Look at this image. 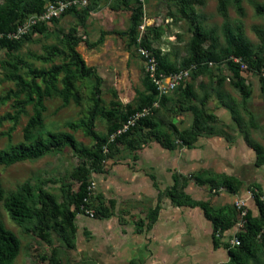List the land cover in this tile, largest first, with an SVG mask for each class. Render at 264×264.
Returning a JSON list of instances; mask_svg holds the SVG:
<instances>
[{
  "label": "rangeland",
  "instance_id": "obj_1",
  "mask_svg": "<svg viewBox=\"0 0 264 264\" xmlns=\"http://www.w3.org/2000/svg\"><path fill=\"white\" fill-rule=\"evenodd\" d=\"M189 1L144 0L141 10H144L143 17L147 20L146 30L138 27L137 34L130 37L115 33L126 32L130 27L131 9L137 6L133 0L127 5L123 0H61L57 2H76L74 7L84 13L83 20L79 21L73 13H62L36 24L42 25L45 31L33 33L28 39L23 38L18 49L8 51L0 48V96H4L18 89L16 81L11 78L13 75L29 81V68L49 70L55 66L70 65L71 59L63 39L70 29H74L75 36L81 39L76 51L86 66L95 68L102 79L101 105L107 110H115L117 115L125 113L127 107L137 108L139 94L145 92L144 77L148 74L149 60L154 55L141 47L143 40L150 43L162 60L183 74L172 91L158 94L154 105L158 110L155 123L159 132L171 139V150L164 149L145 130L129 134L127 141L133 147L118 144V154L104 162L101 173H97L69 147L47 153L37 160L0 165V189L5 197L17 193L24 183H29L33 192L29 198L31 206L38 205L36 197L43 189L52 194L58 203L66 204L72 210L74 206L70 204V199L77 193L78 183L71 175L82 164L90 170L87 206L76 212V234L73 237L68 234L72 248L59 237L58 220L52 222L50 243H47L14 222L3 202H0V223L20 242L14 264H49L53 249L56 250L58 264L225 262L226 251L212 247L210 224L204 216L197 215L196 218L197 210L177 208L165 196L161 203L163 212L160 222L151 231L144 232L146 216L156 203L158 189L164 195L172 184L173 174L187 178L189 185L186 193L193 199L209 201L213 209L227 208L231 213L235 208L236 211L249 210L253 216L258 215L253 201L256 190L252 183L258 184L264 194V165L255 167L256 153L249 145H256L260 154H264V72L257 73L247 66L241 69L244 84L250 93L246 98L235 87L236 79L226 61L203 65L206 71L202 74L195 65L186 67L183 61L190 55V45L196 39L198 27L205 36L199 41L205 51L217 57L226 45L222 35L224 17L218 11L217 0ZM7 3L8 0H0V7ZM261 3L264 0H241L242 14H238L232 6L227 12L232 31L242 34L253 56L264 55L259 40V35L264 34V15L256 12V6ZM33 16L27 15L22 23H29ZM102 31L112 34L105 36L101 46L87 47L98 39ZM6 64H15L17 68L11 72ZM73 74L78 76L76 72ZM63 75L60 74L56 89H51L44 99L42 125L34 130L33 137L45 139L49 133H69L78 146L93 149L95 141L86 135L82 127L72 126L84 125L88 121V93L95 85V77L91 75L85 81L76 79L82 97L81 103L76 105L73 102L64 103L59 95ZM186 86L191 88L189 98L184 95ZM164 96L166 103L160 106L159 101ZM219 98L231 102L236 108L240 125L233 121ZM7 113H14L11 101L0 104V116ZM31 115L32 105H28L16 122L5 121L0 126V151H7L20 143L28 144L23 139V129ZM206 115H214L215 119L208 120ZM130 120L134 123L133 117ZM170 123L180 131L189 132L198 128L200 135L191 149H187L172 133L168 127ZM107 127L104 119L99 116L94 118L93 130L99 136H106ZM210 173L235 175L244 184L236 195L225 191L209 192L206 184L199 185L193 178L197 175L206 178ZM148 174L154 176L158 189L153 186ZM101 207L110 210L109 218L101 215ZM236 211L234 219H237ZM138 228H142L143 232L137 233ZM168 230L178 235L172 239L166 235ZM235 232L233 227L221 242H233ZM249 264H264V251L258 252Z\"/></svg>",
  "mask_w": 264,
  "mask_h": 264
},
{
  "label": "trees",
  "instance_id": "obj_2",
  "mask_svg": "<svg viewBox=\"0 0 264 264\" xmlns=\"http://www.w3.org/2000/svg\"><path fill=\"white\" fill-rule=\"evenodd\" d=\"M47 1L55 2L61 0H8L5 6L0 7V34L14 32L19 24H21L27 15H39L43 12V8ZM130 0H123L127 5ZM137 6L131 9L130 27L126 32H118V35H129L130 37L137 34V28L141 25L143 12L141 3L138 0H133ZM187 3V0H180ZM191 1V0H190ZM189 1V2H190ZM188 2V3H189ZM193 3V2H192ZM190 4V3H189ZM218 11L224 17L222 25V35L225 42V49L220 56H214L212 52L205 51L199 41L204 40L205 36L198 27L196 29V39L191 42L190 55L184 60L186 67L195 65L198 72L202 74L206 71L205 66L209 62L221 63L226 61L229 71L236 79L235 87L248 98L250 93L244 84L243 76L241 75V65L247 66L252 71L257 73L264 72V55L258 56L253 52L249 44L243 39L241 33H234L227 21L228 7L232 6L238 14L243 13L241 0H217ZM188 5V4H187ZM256 12L264 15V3L256 6ZM73 13L79 21L84 18V13L78 12L75 7L68 8L62 15ZM45 28L42 25L33 26L29 32L23 35L18 40H9L5 36L0 38V48L8 51L16 50L20 47V42L23 38L28 39L33 33H43ZM111 32L102 31L98 39L87 44V47L93 49L101 46L104 43L106 35ZM76 31L70 29L64 37L63 42L66 44L70 65L64 64L55 66L52 69H36L29 68L28 74L31 80L26 81L20 76H12L16 81L18 89L10 91L4 96H0V104L11 101L14 113H7L0 116V126L5 121L16 122L19 115L23 113L28 105H32V115L27 121L23 129V139L28 144L20 143L15 147L0 151V165L10 166L17 162L32 161L43 157L45 154L59 151L65 147L71 148L84 162H88L97 173L103 170L104 162L112 160L118 154V144L124 143L132 146L127 141L131 132H149L154 140L163 145L164 149L171 150L173 143L169 136L160 133L157 124L155 123V114L157 109L154 105L157 103L158 91L151 82L148 74L144 77L145 92L139 94V104L137 108H129L125 113L117 115L115 110H107L101 105L102 79L95 68L87 67L82 57L76 51V48L81 43V39L75 36ZM259 40L264 48V34L259 35ZM146 51H151L154 55L156 63V74L171 75L179 72V69L170 65L160 58L158 53H155L150 46V43L145 39L141 43ZM238 59V62H234ZM14 72L17 66L14 64H6ZM73 67V69L71 68ZM77 73V77L73 74ZM61 73H64L61 79V90L59 95L64 103L73 102L76 105L81 103V93L76 86V79L85 81L86 78L93 75L95 77V85L89 90V110L88 121L86 124H75L72 127H82L86 135L95 141L93 149L78 146L76 140L69 133H49L45 139L33 137V132L37 127L42 125V112L44 110V99L49 94L51 89H56V83ZM264 79V78H263ZM264 93V88H263ZM23 95V96H22ZM185 98L191 96L190 86L184 89ZM23 97V98H21ZM167 98L164 96L160 99V106H164ZM221 105L227 109L232 115L233 121L240 125V118L236 108L232 103L219 98ZM245 101V100H244ZM143 110L147 112L139 116L133 125H129L125 130L124 127L129 120L137 114H143ZM96 116L101 117L108 123L106 136H99L93 130V120ZM206 119L214 120V115H206ZM196 124V123H195ZM177 139L187 148L191 149L200 133L198 128L187 131H180L178 128L169 124L168 126ZM120 132V133H118ZM110 137H113L110 139ZM256 153L254 165L260 168L264 165V154H260V149L256 145H249ZM133 147V146H132ZM90 170L86 165L82 164L72 173L71 177L78 183L77 193L71 197L70 204L74 209H70L66 204L58 203L55 197L41 189L36 197L38 205L31 206L29 198L33 196L32 188L29 183H24L19 191L9 197L4 196V192L0 189V202H3L4 207L8 211L11 219L18 225L22 226L26 232H34L41 240L50 243V231L53 221L59 222L58 234L59 237L72 248V243L69 241L68 234L73 237L77 232L75 225L76 212L83 210L87 206L86 201L89 198L90 182L88 176ZM148 178L153 181V186L157 188L154 181V176L148 174ZM195 183L199 185L206 184L209 192L217 193L225 191L230 195H236L242 188L244 181L235 175L215 174L210 173L206 178L194 176ZM188 179L180 174L172 175V184L165 191L164 195L159 191L156 198V203L146 216V225L144 232L152 230L157 222L159 212L161 210L162 198H168L171 204L177 208H198L204 218L211 224V243L214 250L222 248L226 251L227 261L219 264H249L254 259L258 252L264 251V194L258 184L252 183L256 192H253V201L257 207L258 215L253 216L252 212L245 211L242 217L243 225L235 232L238 244L221 242L225 234L230 231L237 220L239 213L235 208L231 213L228 209H213L209 201L196 200L186 193L188 187ZM236 211L237 219H234ZM101 215L105 218L111 216L109 209L101 207ZM137 233L143 232L142 228H138ZM20 249V242L13 232L5 228L0 223V264H14ZM49 264H58L56 259V250L53 249ZM128 264H134L129 262Z\"/></svg>",
  "mask_w": 264,
  "mask_h": 264
},
{
  "label": "built area",
  "instance_id": "obj_3",
  "mask_svg": "<svg viewBox=\"0 0 264 264\" xmlns=\"http://www.w3.org/2000/svg\"><path fill=\"white\" fill-rule=\"evenodd\" d=\"M138 1L141 4H144V0H138ZM75 3L76 2H72L69 4L63 3V2H57V1L49 2L48 4L45 5V7H44L45 10L41 14L33 16L32 21H30L29 23L19 24L14 32L7 33L5 35L0 34V38L5 36L9 40H18L23 35H25L27 32H29L31 30V28L33 26H35L36 24H38L42 21H45V20H49L53 17H58L59 15L64 13L68 8L76 6ZM142 12L144 13L143 9H142ZM146 21L147 20L143 17V23L139 26L140 30H142V31L146 30ZM238 61H239L238 59H234V62H238ZM149 62H150V66L147 70V73H148V76H149L151 82L156 87L158 94H167L168 92L172 91L175 88V86L177 85L178 80L181 79V76L183 74L178 72V73L171 74L168 76L162 75V74L157 75L156 74L155 59L151 58L149 60ZM245 67L246 66L241 65L242 69H245ZM146 112H147L146 110H143V114H137L136 116H134L133 117L134 122L139 116L144 115ZM129 125H133L131 120H129L128 124L124 127V130ZM118 133H120V132H118ZM89 189H90V186H89ZM238 208H239V206H238ZM244 214H245V212L240 213L239 220L237 221V223L234 226V229L236 230V232L243 225L242 217L244 216ZM231 244H235V245L238 244L236 237L233 240V242H231Z\"/></svg>",
  "mask_w": 264,
  "mask_h": 264
},
{
  "label": "crops",
  "instance_id": "obj_4",
  "mask_svg": "<svg viewBox=\"0 0 264 264\" xmlns=\"http://www.w3.org/2000/svg\"><path fill=\"white\" fill-rule=\"evenodd\" d=\"M163 206H161V210H160V212H159V216H158V219H157V222L155 223V225L154 226H156L159 222H160V219H161V215H162V212H163V208H162ZM191 210V209H190ZM192 210H197V212L196 213H198V214H196V218H198V216H203V214H202V212L198 209V208H192ZM199 211V212H198ZM198 215V216H197ZM207 221V220H206ZM210 224V223H209ZM210 231H211V224H210ZM154 232V231H153ZM166 235H168L170 238H174L173 236H175V235H178V234H174L173 232L171 233V231L170 230H168L167 231V233H166ZM168 236H165L164 238H166V237H168ZM227 261V260H226Z\"/></svg>",
  "mask_w": 264,
  "mask_h": 264
}]
</instances>
